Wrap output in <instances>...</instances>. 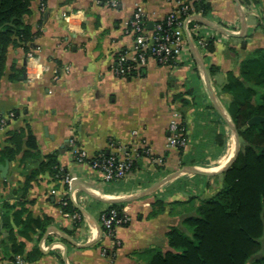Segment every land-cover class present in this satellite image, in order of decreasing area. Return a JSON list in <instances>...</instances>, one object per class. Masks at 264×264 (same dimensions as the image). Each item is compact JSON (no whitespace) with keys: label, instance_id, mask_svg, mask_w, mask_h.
Masks as SVG:
<instances>
[{"label":"crops","instance_id":"1","mask_svg":"<svg viewBox=\"0 0 264 264\" xmlns=\"http://www.w3.org/2000/svg\"><path fill=\"white\" fill-rule=\"evenodd\" d=\"M260 1L261 6L248 7L241 0H208L211 11L200 15L197 26L185 34L177 65L162 66L150 58L146 67L127 77L113 73L117 56L134 45L125 23L137 4L149 24L163 19L174 7L169 0H120L117 8L90 0L33 1L24 23L39 35L28 52L23 46L10 47L0 80V113H16L0 128V150L7 146L9 132L29 125L39 156L0 160V264H17L18 259L23 264H146L152 251L170 250V229L223 189L220 170L234 154L235 135L230 97L222 90L229 72L238 74L244 59L264 49ZM202 40H214L215 52L209 53ZM174 110L182 114L187 139L180 150L166 146ZM143 140L151 157H140L128 178L112 183L72 153L76 145L91 158L113 152L111 141L129 149ZM53 154L62 174L46 172L29 180L41 160ZM158 158L164 164L154 161ZM65 175L73 179L71 186ZM135 196L140 198L124 203L132 222L118 229L122 245L111 261L102 256V249L113 245L102 228V214L114 204L110 200ZM63 198L83 210L78 208L81 227L74 236L64 231L74 232L75 220L63 213ZM157 201L167 209L153 216ZM7 205L14 209L7 212ZM21 208L34 219L54 221L41 238L33 232L27 239L15 227L26 253L42 252L32 262L14 256L4 228L5 214L13 224Z\"/></svg>","mask_w":264,"mask_h":264},{"label":"trees","instance_id":"2","mask_svg":"<svg viewBox=\"0 0 264 264\" xmlns=\"http://www.w3.org/2000/svg\"><path fill=\"white\" fill-rule=\"evenodd\" d=\"M34 0H0V80L3 78L10 47L28 46L34 35L24 23V17L31 13ZM245 6H261L260 0H241ZM199 9L203 15L211 11V5L201 0ZM258 28L264 31V7ZM215 41L206 47L215 52ZM223 93L230 97L228 112L239 133L241 149L234 164L223 174V189L214 197L205 200L183 216L179 226L172 227L167 234L170 250H155L147 257L146 264H264V123L249 126V121L264 117V49H256L240 63L239 73L229 72ZM16 114V113H15ZM7 146L0 150L1 161H13L18 156L38 157V144L31 127L9 132ZM28 148V150H26ZM50 173L61 175L56 155H48L41 160L39 169L29 178ZM28 180V182H29ZM66 203V205L64 204ZM178 204V202H177ZM64 214L80 213L69 198L60 203ZM124 204L114 203L110 209L121 211ZM167 205L157 201L153 205V216L166 212ZM7 212L14 207L7 205ZM21 208L14 214V223L5 214L4 228L8 230V241L14 256H24L28 262L34 256H41L37 249L26 253V246L18 243L15 227L19 234L30 239L31 233H39L40 238L53 225V219H34ZM81 223L75 220L74 232L64 230L74 236ZM15 258L13 257V260Z\"/></svg>","mask_w":264,"mask_h":264},{"label":"built area","instance_id":"3","mask_svg":"<svg viewBox=\"0 0 264 264\" xmlns=\"http://www.w3.org/2000/svg\"><path fill=\"white\" fill-rule=\"evenodd\" d=\"M97 6L117 8L120 0H90ZM208 0H206L207 2ZM174 5L173 9L161 20L149 24V19L143 7L136 5L133 16L125 23V32L133 38V49L122 52L117 56L113 66V73L117 77H127L134 75L140 69L146 67L149 59L153 58L162 66H175L180 62L185 46V34L191 28L197 26V18L203 14L199 9L201 0H169ZM44 6V5H43ZM200 44L207 47L208 42L200 41ZM32 57V56H31ZM68 71V68H65ZM56 80L59 76L56 75ZM16 118L15 112L0 113V128L5 129L9 122ZM135 136L139 133L134 132ZM187 145L185 128L183 126L182 114L173 111L169 126V136L167 139V149H183ZM109 148L113 152H102L95 157H89L85 150H81L76 145L73 149V156L77 161L87 163L93 170L98 172L102 180L112 183L124 180L129 177L135 168L140 157H151V148L146 141L132 148H121L117 143L111 141ZM158 164H164V158L154 160ZM64 182L71 186L73 179L70 175L64 176ZM63 198L61 203L64 202ZM66 205V203H64ZM73 220H79L81 214L68 215ZM132 222L124 209L104 212L101 217V225L109 238L113 240L111 248H103L102 256L114 259L117 250L122 243L117 238V231ZM17 264H23L22 259H18Z\"/></svg>","mask_w":264,"mask_h":264},{"label":"water","instance_id":"4","mask_svg":"<svg viewBox=\"0 0 264 264\" xmlns=\"http://www.w3.org/2000/svg\"><path fill=\"white\" fill-rule=\"evenodd\" d=\"M226 34H228L229 36L231 37H238L240 35H236L234 33H231V32H228V31H225ZM264 123V117L262 116H256L254 118H252L250 121H249V126H254V125H260ZM232 129H233V132H234V135H235V150H234V154L230 160V162L227 164V166H225L223 169L220 170V172H224L226 170H228L233 164L234 162L236 161L237 157L239 156V153H240V149H241V144H240V138H239V133L235 127L234 124H232ZM140 198V196H135L133 198H118V199H114V200H110L109 202L111 203H121V204H124V203H130V202H133V201H136ZM79 210L81 212H83V210L78 207ZM97 241H94L93 244H95Z\"/></svg>","mask_w":264,"mask_h":264},{"label":"rangeland","instance_id":"5","mask_svg":"<svg viewBox=\"0 0 264 264\" xmlns=\"http://www.w3.org/2000/svg\"><path fill=\"white\" fill-rule=\"evenodd\" d=\"M192 207V206H191ZM264 253V252H263Z\"/></svg>","mask_w":264,"mask_h":264},{"label":"bare ground","instance_id":"6","mask_svg":"<svg viewBox=\"0 0 264 264\" xmlns=\"http://www.w3.org/2000/svg\"><path fill=\"white\" fill-rule=\"evenodd\" d=\"M230 157V156H229Z\"/></svg>","mask_w":264,"mask_h":264}]
</instances>
